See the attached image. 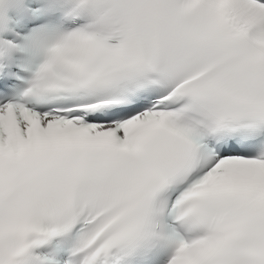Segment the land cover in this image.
Here are the masks:
<instances>
[{
  "label": "snow or ice",
  "instance_id": "obj_1",
  "mask_svg": "<svg viewBox=\"0 0 264 264\" xmlns=\"http://www.w3.org/2000/svg\"><path fill=\"white\" fill-rule=\"evenodd\" d=\"M0 264H264V0H0Z\"/></svg>",
  "mask_w": 264,
  "mask_h": 264
}]
</instances>
